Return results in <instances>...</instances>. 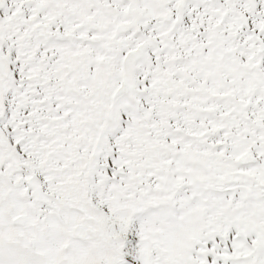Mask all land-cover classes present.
<instances>
[{
    "label": "snow or ice",
    "instance_id": "6c2138e0",
    "mask_svg": "<svg viewBox=\"0 0 264 264\" xmlns=\"http://www.w3.org/2000/svg\"><path fill=\"white\" fill-rule=\"evenodd\" d=\"M0 264H264V0H0Z\"/></svg>",
    "mask_w": 264,
    "mask_h": 264
}]
</instances>
